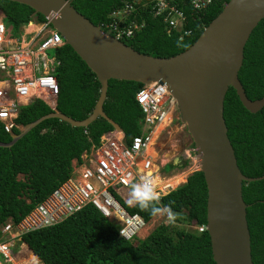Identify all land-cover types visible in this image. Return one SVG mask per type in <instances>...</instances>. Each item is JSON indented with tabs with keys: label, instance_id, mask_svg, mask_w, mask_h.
<instances>
[{
	"label": "trees",
	"instance_id": "obj_1",
	"mask_svg": "<svg viewBox=\"0 0 264 264\" xmlns=\"http://www.w3.org/2000/svg\"><path fill=\"white\" fill-rule=\"evenodd\" d=\"M230 0H215L205 11L194 12L191 0H178L187 20L179 32L155 16L152 0H72L74 8L94 25L110 21L114 10L132 5L128 24L135 27L132 37L122 39L136 51L158 58H170L189 49ZM0 13L8 27L17 33L33 20L34 10L26 5L0 0ZM36 21L46 22L41 14ZM129 26V25H127ZM104 28V27H103ZM106 29V28H104ZM239 78L251 100L264 97V19L253 31L244 52ZM60 62L56 77L60 86L57 109L66 116L82 121L93 112L101 90L97 76L69 45L56 51ZM143 87L133 81L110 80L104 112L120 125L128 143L142 133L143 113L136 95ZM53 113L42 100L36 99L21 109L13 133L39 118ZM228 136L242 173L250 178L264 176V108L249 112L236 91L230 87L224 104ZM114 127L99 118L88 127H72L59 119H47L11 148H0V239L1 226L10 219L19 223L37 204L65 182L72 172V161L98 144L103 134ZM88 132V134L85 133ZM91 139V141L89 140ZM11 134L0 122V142L8 143ZM188 162H184V167ZM23 176V179L19 177ZM243 196L252 239L254 264H264V179L244 183ZM172 202L173 211L181 213L179 225H207L208 189L201 171L189 176L186 183L162 198ZM150 222L154 216L139 206L128 208ZM28 247L24 248L25 245ZM17 253L27 264L41 260L43 264H216L210 235L188 230L184 226L160 225L146 239L125 241L119 225L106 219L93 205L85 207L55 226L42 228L22 236Z\"/></svg>",
	"mask_w": 264,
	"mask_h": 264
},
{
	"label": "water",
	"instance_id": "obj_2",
	"mask_svg": "<svg viewBox=\"0 0 264 264\" xmlns=\"http://www.w3.org/2000/svg\"><path fill=\"white\" fill-rule=\"evenodd\" d=\"M31 7L63 37L101 84L93 112L78 121L53 109V113L27 124L12 140L0 142L11 148L47 119H59L72 127H88L99 118L114 129L122 128L104 112L109 81H133L147 86L166 84L181 121L192 137L200 170L208 189L207 225L216 264H254L252 239L243 196L244 183L264 179L245 176L228 136L224 117L226 95L232 87L243 106L255 114L264 108V97L248 98L239 78L245 47L264 19V0H230L199 39L186 51L158 58L142 54L122 40L94 25L78 12L72 0H9ZM192 175V174H191Z\"/></svg>",
	"mask_w": 264,
	"mask_h": 264
},
{
	"label": "built area",
	"instance_id": "obj_3",
	"mask_svg": "<svg viewBox=\"0 0 264 264\" xmlns=\"http://www.w3.org/2000/svg\"><path fill=\"white\" fill-rule=\"evenodd\" d=\"M177 1L152 0L155 16L164 18L169 32L170 29L181 31L187 20ZM214 1L191 0V8L194 12H202ZM131 8L133 4L114 10L110 21L103 23L104 28L120 40L133 36L132 27L140 30L145 26L133 25L135 22L128 24ZM0 17V122L7 133H12L14 128L19 127L16 120L21 109L34 100H42L52 109L56 108L60 92L56 77L60 62L56 51L65 45V41L48 21L38 22L34 17L17 33H10L1 13ZM49 51L55 53L53 57L49 56ZM50 100H53V104ZM136 101L143 113L141 135L128 143L125 134L115 130L102 135L98 144L92 143L80 159L72 162L71 175L65 182L19 223L10 219L1 226L0 261L6 264L13 262L16 257L15 243L23 235L62 223L89 205L97 208L106 219L118 224L120 237L132 242L140 237V232L148 223L142 215L131 213L128 209L134 208L128 203L129 183L143 176H153L158 181L163 198L187 182L190 174L186 168L189 165H196L200 169L194 144L181 156L188 165L183 167L182 172L177 169L172 175L162 171L170 161L163 163L160 156L154 158L149 153L156 131L164 127L159 132L158 140L180 119L170 88L161 83L143 86L136 95ZM85 133L88 134L87 131ZM181 176L183 178L176 179ZM193 229L203 232L206 227L194 226Z\"/></svg>",
	"mask_w": 264,
	"mask_h": 264
},
{
	"label": "rangeland",
	"instance_id": "obj_4",
	"mask_svg": "<svg viewBox=\"0 0 264 264\" xmlns=\"http://www.w3.org/2000/svg\"><path fill=\"white\" fill-rule=\"evenodd\" d=\"M0 19H1V17H0ZM8 30L10 33L14 32L13 28H11V27H8ZM48 54L50 57H53L55 53L53 51H49ZM50 103L53 104V100H50ZM178 115L180 116L179 111L177 113V116ZM192 144H193V140H192L191 135L188 132L186 125L181 121V119H179L178 121H176L173 124L172 128H170L169 130L164 132V134L159 137V139L157 140V145L154 148V150L156 149L155 151H157L158 157L159 156L162 157L164 154H166L165 159L162 158L163 163H166V162L170 161V158H172L173 155L176 156L179 154L180 156H182L184 154V151L186 149H188ZM183 167L184 166H182V168H180V167H176L174 165L168 164L167 166H165L163 168L162 171H163V173H165L167 175H169V174L172 175L177 171V169L180 172H182L183 169H185ZM186 169L188 171V175L189 174L191 175L195 171L200 170L199 168L197 169L196 165H192L191 167L189 165L188 168H186ZM19 178L23 179V176H21ZM164 223H167L170 226H175V225L176 226H184L188 230H192V231L194 230L193 227L195 226V225H193L195 223H192L191 225H186V226L185 225H179L177 223L171 224V223L166 222L165 217L156 216L148 223L147 227L144 228L140 232V235H139L140 237L136 238L135 242L137 243L139 241L146 239L147 237H149L153 233V231L155 229H157L160 225H162ZM17 242L15 243V247H14L15 253L17 255H16V258L13 260V262H11L10 264H23V262H21V261L24 260L23 259L24 255L22 256L21 253H17V249H16ZM22 247H23V244H22ZM26 247L27 246H25L24 248H26ZM0 264H2V263L0 262ZM24 264H27L26 261H24ZM31 264H43V262L41 260H37V261H33Z\"/></svg>",
	"mask_w": 264,
	"mask_h": 264
},
{
	"label": "clouds",
	"instance_id": "obj_5",
	"mask_svg": "<svg viewBox=\"0 0 264 264\" xmlns=\"http://www.w3.org/2000/svg\"><path fill=\"white\" fill-rule=\"evenodd\" d=\"M100 27L104 31L109 33L106 29L103 28L104 26L103 27L100 26ZM109 34H111V33H109ZM56 108H57V106H56ZM56 108H54V109H56ZM115 130L116 129H114L113 131H115ZM116 131H118V130H116ZM109 132H111V131H109ZM109 132H107V133H109ZM120 132L124 133L123 130ZM74 160H76V159H74ZM161 201H162V198H161V194L159 192V185H158V181L155 177L143 176L139 180L129 183V185H128V203L129 204L134 205V206H139V208L141 210L147 211L150 215H152L154 217H156V216L165 217L166 222L171 223V224H175L176 221L180 218L181 213L173 211L172 202H170L169 204H163ZM147 223H149V222H147ZM196 227H200V226H196ZM19 241L22 242V238H21V240H18V242ZM134 241H132V242H134ZM23 245H25V244L23 243ZM16 255L17 254L15 253V256ZM0 262L2 264H6L3 261H0ZM7 264H10V263H7Z\"/></svg>",
	"mask_w": 264,
	"mask_h": 264
},
{
	"label": "crops",
	"instance_id": "obj_6",
	"mask_svg": "<svg viewBox=\"0 0 264 264\" xmlns=\"http://www.w3.org/2000/svg\"><path fill=\"white\" fill-rule=\"evenodd\" d=\"M191 147V146H190ZM189 147V148H190ZM185 152V151H184ZM165 156H166V154H164L162 157H160L161 158V160H162V158L163 159H165ZM184 158H182L181 156H179V154L178 155H176V156H172V158H170V164L171 165H174V166H176V167H182L183 165H184V160H183ZM163 161V160H162ZM21 177V176H20Z\"/></svg>",
	"mask_w": 264,
	"mask_h": 264
},
{
	"label": "bare ground",
	"instance_id": "obj_7",
	"mask_svg": "<svg viewBox=\"0 0 264 264\" xmlns=\"http://www.w3.org/2000/svg\"><path fill=\"white\" fill-rule=\"evenodd\" d=\"M164 127H161V129H163ZM160 128L156 131V133L154 134V137H153V140H152V143H151V145H150V148H149V153L155 158L158 154L155 152V150H154V145H155V143H156V140H157V138H158V135H159V132H160V130H161ZM181 178H183L182 176L181 177H179V178H176L177 180L178 179H181ZM182 182V181H181Z\"/></svg>",
	"mask_w": 264,
	"mask_h": 264
}]
</instances>
